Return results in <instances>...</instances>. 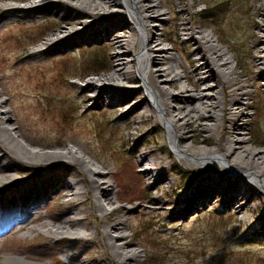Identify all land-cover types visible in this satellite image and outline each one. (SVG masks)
I'll list each match as a JSON object with an SVG mask.
<instances>
[{
    "label": "bare ground",
    "instance_id": "1",
    "mask_svg": "<svg viewBox=\"0 0 264 264\" xmlns=\"http://www.w3.org/2000/svg\"><path fill=\"white\" fill-rule=\"evenodd\" d=\"M63 4L87 17L83 20L81 16L69 14L67 18L73 20L70 23L73 26L82 24L85 31L102 28L84 35L85 41L103 38L105 46L112 51L111 71L90 77L81 87L84 102L93 99L96 105L106 104V96L113 110L121 109L122 115L150 106L154 113L148 115L146 121L155 125L162 121L176 155L204 168L206 173L221 174L220 179L219 176H203L189 195L177 196L173 192L163 197L152 192L149 198L160 204L157 212L166 210L165 204L172 205L177 196L179 202L171 207L182 204L186 207L170 216L183 217L201 204L215 208L219 201L225 203L236 218L247 212L257 214L259 208L252 207L251 203L256 196L264 199V148L253 145L247 127L252 119L247 109L253 106L250 100L255 92L250 90L248 74L237 68L238 62L221 38L214 36L213 30L182 23L181 31L176 29L178 44L189 47L188 65L182 66L181 56L165 45L166 39L158 31V24L150 23L152 19L164 21L165 12L157 0H38L28 6L9 5L6 12L10 15L17 10L26 12L29 17L34 11ZM245 10L247 36L253 40L247 51L253 58L249 68L255 78L252 86L255 90L264 89V0H249ZM29 19L33 20L31 16ZM82 32L75 26L59 28L48 38L49 48ZM66 47H70L69 44ZM157 64L162 67L154 68ZM130 66L138 71L139 87L127 84L132 79ZM178 67H182L183 73ZM27 87L31 88L29 84ZM31 89L37 93V87ZM140 89L145 95L134 102L133 97L141 93ZM3 90H0V239L3 235L9 236L10 231L19 239L36 232L52 241V245L40 244L30 250H8L3 263L59 264L51 259L58 249V241L82 240L98 232L103 254H108L117 264H137L141 253L133 246L131 234L127 232L129 216L113 221L121 207H109L117 200V189L111 178L103 176L106 173L103 168H110L111 164L105 161L102 167L98 166L83 150L70 143H65L62 150H46L52 143L31 139L27 142L19 122L17 126L12 125L11 110L2 98ZM108 93L112 96H107ZM173 102L180 104L176 106ZM193 128L207 131L209 135L200 138L190 133ZM148 139L149 136L145 141ZM29 143L43 148H32ZM139 146V142L129 146L134 165L143 166L138 182L140 185L152 182L159 190L167 180L161 167L164 159L158 157L156 161L155 151L142 152ZM215 161L224 167L219 172L211 167ZM34 169L38 174L20 176L22 171ZM114 173L116 171L108 170V175ZM53 197L61 199L67 208L57 214L42 215L41 209ZM238 202L241 203L236 208ZM89 212H98L102 223L93 228L89 227L90 222L82 223ZM260 224L263 225L259 232L264 234L263 214L251 222L249 229ZM255 239L263 244L260 237ZM59 250L69 256L60 264L83 263L82 249L60 247Z\"/></svg>",
    "mask_w": 264,
    "mask_h": 264
},
{
    "label": "rangeland",
    "instance_id": "2",
    "mask_svg": "<svg viewBox=\"0 0 264 264\" xmlns=\"http://www.w3.org/2000/svg\"><path fill=\"white\" fill-rule=\"evenodd\" d=\"M35 1L38 0H0V90L4 89L2 98L11 110L12 125L17 126L19 122L27 142L31 139L38 143H52L45 147L46 150H62L65 143H70L83 150L98 166L102 167L105 161L111 164L110 168H106L107 164L103 168L106 172L103 176L111 178L117 189V200L109 207H121L113 221L129 216L130 228L127 232L131 234L133 246L141 253L137 264H264V234L259 232L263 224L249 229L256 217L264 215V199L256 196L251 203L252 207L259 208L257 214L247 212L238 218L221 201L215 208L201 204L183 217L170 216L172 212L186 207L185 204L171 207L179 202L177 196L189 195L196 181L203 176H219L220 179L221 174L206 173L204 168H198L176 155L162 121L159 120L157 125L146 121L147 116L154 113L150 106L145 105L133 114L122 115L121 109L113 110L106 96V104L96 105L93 99L84 102L81 87L87 79L111 71L109 64L112 51L105 46L106 40H84V35L99 32L102 28H89L85 31L82 24H75V27L83 30L82 33L49 48L47 40L53 33L59 28L74 27L68 15L81 16L82 13L64 4L32 12L30 16L33 20L29 19L26 12L16 10L10 15L6 12L9 5L28 6ZM157 2L165 12L164 21L152 19L150 23L158 24V31L166 39L165 45L181 56L182 66L188 65L186 53L189 49L186 44H178L176 29L180 32L182 23L213 30L214 36H219L223 45L229 47L238 62L237 68L248 74L250 90L255 92L250 100L253 106L247 109L252 115L251 121L247 123L250 128L248 136L254 146L264 148V89L255 90L252 86L255 78L249 68L253 58L247 53L253 41L247 36L248 14L245 7L249 0ZM86 18L81 16L83 20ZM67 44L70 47H66ZM118 61L115 60L116 64ZM160 67L157 64L154 68ZM178 70L183 73L182 67H178ZM129 73L132 79L127 84L139 87L136 68L130 66ZM28 84L31 88L37 87V93H33L27 87ZM144 95L141 90L139 95L133 97V101ZM173 103L176 106L180 104ZM202 121L206 122L205 119ZM190 133L200 138L209 135V132H199L196 128L190 130ZM147 136L149 139L145 141ZM135 142H139L142 152L155 151L156 161L158 157L164 159L161 167L167 180L159 190L152 182L149 185L148 182L139 184L137 178L143 175V166L134 165L135 158L130 156L129 148ZM29 145L32 148H43L36 143ZM211 167L218 172L224 168L218 161ZM108 170L116 173L108 175ZM34 174H38V170L22 171L20 176ZM152 192L163 197L174 192L177 196L172 205L165 204L166 210L158 213L160 204L149 198ZM134 195H137L136 198L127 199ZM240 203L236 204V208ZM124 206L128 209L123 210ZM84 207L89 210V205ZM66 208L61 199L53 197L41 209V214H57ZM97 215L98 212H89L81 222H90L89 227L93 228L102 223ZM7 235L0 239V264H4L3 259L8 250L25 251L40 244L52 245L49 238L36 232L21 239L15 238L10 231ZM258 237L263 244L255 239ZM57 246V252L54 251L51 257L55 263L60 264L69 259L66 252L59 250L60 247H75L76 250H83L82 264H117L108 254L102 253L103 246L98 232L82 240H60ZM151 254L156 258L155 261L149 259Z\"/></svg>",
    "mask_w": 264,
    "mask_h": 264
},
{
    "label": "trees",
    "instance_id": "3",
    "mask_svg": "<svg viewBox=\"0 0 264 264\" xmlns=\"http://www.w3.org/2000/svg\"><path fill=\"white\" fill-rule=\"evenodd\" d=\"M97 63V62H96ZM98 63H101V62H98ZM151 261H155V259L156 258H154L153 256H152V254L150 255V258H149ZM158 264V263H157Z\"/></svg>",
    "mask_w": 264,
    "mask_h": 264
}]
</instances>
